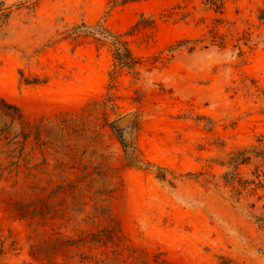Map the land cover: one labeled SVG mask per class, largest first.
<instances>
[{
	"label": "rangeland",
	"instance_id": "rangeland-1",
	"mask_svg": "<svg viewBox=\"0 0 264 264\" xmlns=\"http://www.w3.org/2000/svg\"><path fill=\"white\" fill-rule=\"evenodd\" d=\"M6 4L0 264H264V0Z\"/></svg>",
	"mask_w": 264,
	"mask_h": 264
},
{
	"label": "trees",
	"instance_id": "trees-1",
	"mask_svg": "<svg viewBox=\"0 0 264 264\" xmlns=\"http://www.w3.org/2000/svg\"><path fill=\"white\" fill-rule=\"evenodd\" d=\"M126 1L135 2V1H141V0H126ZM225 4H226V0H203V6L205 8H207L208 10L220 16L224 14ZM22 7L23 5H18L16 6V9H20ZM12 12H13V6L8 7L6 4V0H0V37L4 33L5 26L7 25ZM258 21L260 22L261 26H264V11L263 10L260 12ZM215 22L216 24L221 25L225 21L222 19H216ZM85 30L86 31H78L76 32L75 35L81 36L82 34H86L99 41H103V42L109 41L115 50V59L117 61V65L121 67H126L130 70H134L136 68L137 62L135 58L133 57L130 49L127 47V43L122 40L120 35H115L111 33L110 31H108L107 29H104L102 26H96L95 28H86ZM219 38L220 36L215 34L213 36V39H214L213 42L215 43L218 42V40H220ZM262 38L263 37H260V38L258 37L256 38L258 40L255 41L251 33H245L244 36L238 39V42L241 46L248 47L249 49H251L252 46L259 44ZM239 50H240L239 54L241 55L242 51L241 49ZM0 102L4 106L13 109L16 112L18 111L17 108L7 104L1 98H0ZM246 152H250V151H243L241 153L234 154L229 161V165L232 168H236L237 166L241 164H247L250 158L247 157ZM129 157L133 159L132 155H129ZM234 177L236 178V176L232 172L227 173L225 175V179L226 180L229 179L230 181H232L233 180L232 178ZM255 221L258 225H260L261 227H264V207L262 208V212L260 213V215L255 218Z\"/></svg>",
	"mask_w": 264,
	"mask_h": 264
},
{
	"label": "water",
	"instance_id": "water-1",
	"mask_svg": "<svg viewBox=\"0 0 264 264\" xmlns=\"http://www.w3.org/2000/svg\"><path fill=\"white\" fill-rule=\"evenodd\" d=\"M127 121V119L122 120V124H125Z\"/></svg>",
	"mask_w": 264,
	"mask_h": 264
}]
</instances>
